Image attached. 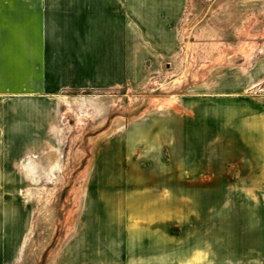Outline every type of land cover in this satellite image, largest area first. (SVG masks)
I'll return each instance as SVG.
<instances>
[{
    "label": "rangeland",
    "instance_id": "rangeland-1",
    "mask_svg": "<svg viewBox=\"0 0 264 264\" xmlns=\"http://www.w3.org/2000/svg\"><path fill=\"white\" fill-rule=\"evenodd\" d=\"M163 33L121 40L136 56L119 86L62 91L44 115H0V207L24 221L20 251L0 264H128L149 249L130 241L154 240L136 225L185 264H194L191 243L209 264H264V115H255L264 101V9L255 0H193ZM242 41L251 51L237 50ZM194 87L195 113L212 98L217 115L185 120L183 151L156 150L150 108ZM100 198L124 207L96 206ZM87 225L99 232L81 231Z\"/></svg>",
    "mask_w": 264,
    "mask_h": 264
},
{
    "label": "crops",
    "instance_id": "crops-1",
    "mask_svg": "<svg viewBox=\"0 0 264 264\" xmlns=\"http://www.w3.org/2000/svg\"><path fill=\"white\" fill-rule=\"evenodd\" d=\"M191 1L0 0V115H24V109L31 115H44V110H50L49 105L62 91L119 86L129 77L125 73L134 70L136 56L135 49L126 48L121 40L164 38L168 25L180 23ZM255 3L258 9H264V0H255ZM137 24L141 25L139 36L134 26ZM153 25H156L155 33L151 31ZM263 78L264 63L257 67V80ZM207 100L201 111L198 108L200 112L195 113L194 87L169 105L150 108L147 115H158L151 127L154 148L160 151L171 146L174 151H183L185 120L193 123L195 115L216 114L211 107L213 99ZM71 108L74 107L69 106L67 111ZM219 114L233 115V112L222 110ZM255 115H264V101L258 103ZM192 135L195 136V130ZM259 140L257 136L256 141ZM97 171L96 178L110 182ZM100 199H96V206L124 207L120 203L115 206L113 200ZM0 210V263H8L14 261L22 247L24 221L9 218L5 208ZM133 229L154 240L130 241L128 247L133 250L138 246L149 249L139 257L128 256V264L190 262L169 257L165 244L156 234L152 236L150 228L136 225ZM81 231L97 233L99 227L87 225ZM87 242L84 241L85 246ZM90 242L92 247L100 244V240ZM190 246L195 248L191 263L209 264L207 253L195 243Z\"/></svg>",
    "mask_w": 264,
    "mask_h": 264
},
{
    "label": "bare ground",
    "instance_id": "bare-ground-1",
    "mask_svg": "<svg viewBox=\"0 0 264 264\" xmlns=\"http://www.w3.org/2000/svg\"><path fill=\"white\" fill-rule=\"evenodd\" d=\"M248 34H249V32H247L245 35H248ZM252 48H253V45L248 44L246 41H242L241 45L238 47L237 50L249 52V51H251ZM70 111L73 112L74 111L73 108H71Z\"/></svg>",
    "mask_w": 264,
    "mask_h": 264
}]
</instances>
